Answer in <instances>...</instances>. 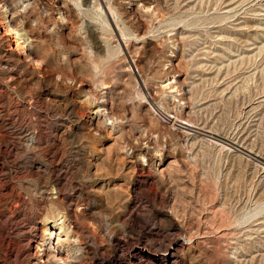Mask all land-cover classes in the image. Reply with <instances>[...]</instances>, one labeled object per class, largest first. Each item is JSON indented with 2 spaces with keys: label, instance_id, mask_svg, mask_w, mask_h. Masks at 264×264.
Masks as SVG:
<instances>
[{
  "label": "rangeland",
  "instance_id": "1",
  "mask_svg": "<svg viewBox=\"0 0 264 264\" xmlns=\"http://www.w3.org/2000/svg\"><path fill=\"white\" fill-rule=\"evenodd\" d=\"M0 2V264H264V0Z\"/></svg>",
  "mask_w": 264,
  "mask_h": 264
},
{
  "label": "bare ground",
  "instance_id": "2",
  "mask_svg": "<svg viewBox=\"0 0 264 264\" xmlns=\"http://www.w3.org/2000/svg\"><path fill=\"white\" fill-rule=\"evenodd\" d=\"M1 3V2H0ZM19 38V37H18ZM76 105V104H75ZM104 107V106H103ZM99 109V108H98ZM98 112V111H97ZM144 154V153H143ZM143 154L139 155L140 158L145 157ZM125 157V156H124ZM136 157V156H135ZM129 159V158H128ZM134 163V162H133ZM132 167V166H131ZM154 168V167H153ZM157 168V167H156ZM161 169V168H160ZM159 172V171H158ZM141 200H139L140 202ZM143 201V200H142ZM144 205V204H143ZM54 227H58V229L60 230V232L63 229V223H55ZM46 232V231H45ZM155 232V231H154ZM152 234V233H151ZM158 234V233H157ZM182 234V233H181ZM153 237V236H152ZM176 237V236H175ZM178 237V236H177ZM148 239V238H147ZM150 239V238H149ZM153 239V238H152ZM152 241V240H151ZM118 242V241H117ZM171 243V242H170ZM184 242L178 238L174 241V243L172 244V246L168 249V250H164L163 251V256L166 261H168L170 264H174L176 261V252L183 247ZM139 245V244H138ZM118 246V245H117ZM147 246V245H146ZM144 246H136L132 249L131 253L129 254V262L133 263V264H140V259H138L139 257H145L150 255L151 251L149 250L148 247ZM156 247V245H155ZM185 247V246H184ZM180 251V250H179ZM120 255V254H119ZM127 257V256H124Z\"/></svg>",
  "mask_w": 264,
  "mask_h": 264
}]
</instances>
